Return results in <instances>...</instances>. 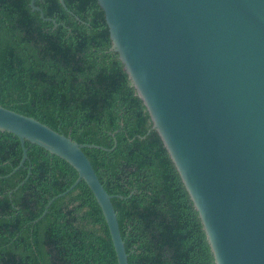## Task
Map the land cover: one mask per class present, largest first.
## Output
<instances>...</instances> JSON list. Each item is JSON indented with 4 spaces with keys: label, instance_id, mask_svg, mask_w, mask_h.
I'll list each match as a JSON object with an SVG mask.
<instances>
[{
    "label": "trees",
    "instance_id": "obj_1",
    "mask_svg": "<svg viewBox=\"0 0 264 264\" xmlns=\"http://www.w3.org/2000/svg\"><path fill=\"white\" fill-rule=\"evenodd\" d=\"M0 0V105L84 148L129 264H215L198 213L116 52L98 0ZM0 132V264H118L103 212L65 160ZM25 182L10 196V191Z\"/></svg>",
    "mask_w": 264,
    "mask_h": 264
},
{
    "label": "water",
    "instance_id": "obj_2",
    "mask_svg": "<svg viewBox=\"0 0 264 264\" xmlns=\"http://www.w3.org/2000/svg\"><path fill=\"white\" fill-rule=\"evenodd\" d=\"M32 0V11L45 21ZM61 4L67 9L64 0ZM123 63L198 213L215 264H264V0H98ZM0 132L69 163L94 194L118 264H129L118 214L84 148L0 105ZM25 182L10 191L19 189Z\"/></svg>",
    "mask_w": 264,
    "mask_h": 264
}]
</instances>
